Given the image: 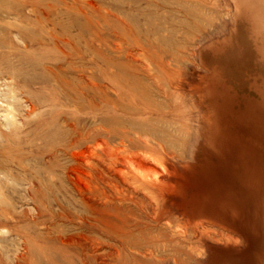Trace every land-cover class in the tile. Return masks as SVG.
I'll list each match as a JSON object with an SVG mask.
<instances>
[{
	"label": "rangeland",
	"instance_id": "obj_1",
	"mask_svg": "<svg viewBox=\"0 0 264 264\" xmlns=\"http://www.w3.org/2000/svg\"><path fill=\"white\" fill-rule=\"evenodd\" d=\"M16 1L19 0H13V4L21 7ZM65 1L68 9L64 8L62 19L66 26L69 23L70 31L64 35V76L68 85L62 90L66 94L61 98L64 104H47L36 113L26 114L30 103L18 98V125L13 140L0 134L4 144L10 142L8 149L12 150L8 156L0 153V163H5L4 172L13 175L0 174V198L4 199V204L0 203V264H210L215 247L229 248L234 243L229 237L232 233L218 226L206 228L209 232L194 229L188 245L152 227L153 233H147L148 229L145 232L150 240L154 237L158 241L152 239L145 247L161 251L153 257L132 253L122 238L128 229L122 218L125 214L142 217L151 209L142 200L119 203L115 187L107 185L104 166L95 168L96 158L104 152L94 141L90 148L85 143L76 148L80 154L75 159L58 148L74 135L75 126L70 124L75 123L82 132L106 139L112 146L156 152L159 145L141 129L156 125L163 129L168 124L180 129L170 138L179 151L186 152L172 158V163L178 173L190 175L197 151L204 143L203 99L213 98L212 70L219 68L225 80L241 94L256 95L252 83L264 82V21L251 20L246 9L250 11V3H257V11L264 14V0ZM74 2L78 6L73 8L70 4ZM26 14L4 13L1 21L4 27L13 21L10 27L19 31L32 25L27 24ZM5 19L8 23L3 22ZM31 30L41 37L38 29ZM1 33L4 34L2 29ZM11 35L18 40L16 31ZM218 45L223 49L214 54ZM22 49L24 55L33 57L42 52L40 45ZM19 66L17 69L28 71L31 77L46 72L42 67ZM38 85L34 91L39 90ZM72 98L83 101L84 111L75 112L73 103L77 101ZM90 104L95 108L87 110ZM72 112L79 118H72ZM99 126L103 128L97 129ZM187 131L189 137L184 145L178 140L185 138ZM54 148L58 154L51 153ZM3 180L7 182L4 185ZM73 185L93 197L113 198L107 206L96 203V209L93 207L94 216L108 222V226L102 225L105 229L81 226L78 191ZM103 189L108 192L103 193ZM165 207L168 218L179 216L183 209L179 198L168 200ZM104 208L107 210L101 211ZM142 220L150 221L147 217ZM262 245L260 238L252 250L258 251Z\"/></svg>",
	"mask_w": 264,
	"mask_h": 264
},
{
	"label": "bare ground",
	"instance_id": "obj_2",
	"mask_svg": "<svg viewBox=\"0 0 264 264\" xmlns=\"http://www.w3.org/2000/svg\"><path fill=\"white\" fill-rule=\"evenodd\" d=\"M19 1L21 7L15 6L13 0H0V21L4 13L9 16L25 11L27 24H32L30 27L26 25L31 29H38L43 36L39 35L41 37H38L34 30L26 29L27 26H23L24 28L21 30L18 28L19 31L14 30L10 27L13 21L11 24L9 19L7 20L10 22L8 27H4L5 23L0 22L3 24H0V119L4 118L3 122L0 121V134L2 137L10 139L18 125L15 113L20 108H18L20 106L18 98H25V101L30 103L26 108V114H33L38 108L47 104L52 103L58 106L62 102V96L66 95L62 90L67 85L65 84L67 81L64 76L63 60L65 55L64 35L70 30H68V21H66L68 23L66 26L67 24L65 25V21L63 22L62 19V15L66 12L64 10L66 1ZM253 3H255L254 0ZM250 4V11L245 6L248 11L247 16L250 15L251 20L256 23L263 22L264 14L257 11L259 8L257 3L254 5H257L258 8L252 3ZM70 6L74 8L78 4H70ZM6 19L3 22H6ZM1 29L4 34L1 33ZM15 31L17 36H14L18 40L11 35ZM38 45L42 49L39 56L24 55L22 47L29 48ZM222 49L223 45H218L213 52L219 54ZM19 65L30 69L42 67L46 72L41 73L43 74L41 76L31 77L28 71L17 69ZM36 74H39L38 69ZM36 84H39V90L35 89L34 91L33 88H36ZM251 86L257 96L241 94L225 80L219 68L212 70L210 90L213 98L203 99L206 107L204 114L206 128L202 136L204 143L197 151L196 163L193 164L190 175H186L185 172L178 173L172 163V158L176 155L184 156L186 153L185 150L179 151L178 146H175L170 138L180 130L172 125L166 124L167 126L160 129L155 124L156 127L148 126L147 129H141L151 136L152 142L159 145L160 148L155 152L154 150L130 151V149L128 151L123 145L112 146L113 144L110 145L106 139H99L90 133L88 135V133L82 132L81 126L79 128L78 124H70L75 126L74 135L70 139L67 137L68 143H63L64 145L58 149L71 154V159H75L80 154L76 148L79 149L83 143L87 148H90L93 146L91 142L94 141L96 146L102 147L104 152L103 156L96 158L95 168L100 170V164L104 166L103 175L108 180L107 185L115 187L119 203L127 205V199L133 204L142 200L151 209V211L143 212L142 217L125 214L122 218L123 224L126 223L128 227L123 232L122 238L128 242L127 245L132 253L149 257L157 256L156 251L159 249L145 247L153 240L158 241L154 237H152L153 240H150L147 236V233H153V231L151 232L152 227L158 228L160 233L170 234L172 240L182 239L188 245L194 229L209 232L206 228L218 226L232 233L229 237L234 243L224 249L214 246V259L210 264H264V163H262L264 161V82L256 81ZM35 98L41 99L36 100ZM72 99L77 101L73 103L77 108L75 112L84 111L86 106L83 101L77 98ZM67 103L69 102H65V105ZM94 108L95 106L90 104L87 110ZM61 110L63 114V109ZM74 113L72 112V118L76 115ZM146 119L149 120V118ZM25 122L24 124H26ZM168 127L175 128V130L170 131L167 129ZM102 128L103 126L97 127V129ZM188 137L189 132L187 131L185 138L178 141L185 145ZM123 142L121 143L123 144ZM4 143L0 136V153L8 156V153L12 151L8 149L10 142L8 145ZM58 149L54 148L51 153L56 154ZM85 152L86 150L82 151L83 154ZM2 165L5 166V163ZM2 165L0 163V174L6 170L2 169ZM7 166L13 167L9 164ZM62 172H65L64 169ZM4 173L7 174L8 171ZM8 175H12V173ZM6 183L3 180V185ZM73 187L77 189L75 185ZM2 191L5 192V189ZM77 191L81 226L105 229L104 226H108V222L103 217L94 216L93 207L96 209V203L107 206L112 203L113 198L93 197L81 188H78ZM107 192L106 189H103V193ZM2 193L0 192V194ZM129 193L131 196L127 198L125 195ZM174 198H179L183 209L179 216L168 218L165 206L168 200ZM0 199V203H3L4 199ZM6 202L9 204L10 201ZM106 210L107 208L101 209V211ZM143 217H147L150 221L142 220ZM164 218L166 220L162 224L161 221ZM147 229L150 232L146 233ZM99 233L104 235L101 231ZM260 238H263L262 248L253 251L252 245ZM130 244L135 248L133 249ZM243 244L246 246H242Z\"/></svg>",
	"mask_w": 264,
	"mask_h": 264
}]
</instances>
